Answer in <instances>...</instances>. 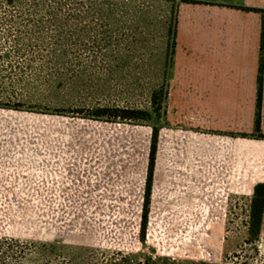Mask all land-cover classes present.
<instances>
[{
    "label": "rangeland",
    "instance_id": "1",
    "mask_svg": "<svg viewBox=\"0 0 264 264\" xmlns=\"http://www.w3.org/2000/svg\"><path fill=\"white\" fill-rule=\"evenodd\" d=\"M250 10L264 0H0V264H264V140L233 137L255 106L203 87L213 35ZM161 90L143 234L152 129L92 114L151 113Z\"/></svg>",
    "mask_w": 264,
    "mask_h": 264
},
{
    "label": "crops",
    "instance_id": "2",
    "mask_svg": "<svg viewBox=\"0 0 264 264\" xmlns=\"http://www.w3.org/2000/svg\"><path fill=\"white\" fill-rule=\"evenodd\" d=\"M251 14V13H249ZM254 20H252V25L238 34L237 36H225L221 38L219 34L213 35L211 48L213 47L210 56L214 61V64L209 66L207 69V85L203 86L207 89L212 90H234L238 89V92L226 94L235 95V102L239 104L254 105L256 109L257 103V88H258V75L260 67L261 58V45L263 38L264 29V18L260 14L254 15ZM247 18H245L244 25L247 23ZM246 27V26H245ZM227 42V44L225 43ZM229 43V44H228ZM230 46L225 48L227 51L231 48V53H228V58L232 60H223L226 55L222 53L221 50L223 46ZM238 47V48H237ZM210 48V47H209ZM223 51V50H222ZM209 56V55H208ZM222 58V59H221ZM264 59V54H263ZM198 68V67H197ZM197 68L193 69L192 72L196 73ZM215 93V98L219 96H226L225 92ZM262 111H263V121H264V73H263V97H262ZM255 121V117H254ZM262 132L264 135V124L262 127ZM237 138V137H236ZM258 184H264V177H262L253 187L252 193L254 192V187ZM260 231H264V213L262 217V223Z\"/></svg>",
    "mask_w": 264,
    "mask_h": 264
},
{
    "label": "trees",
    "instance_id": "3",
    "mask_svg": "<svg viewBox=\"0 0 264 264\" xmlns=\"http://www.w3.org/2000/svg\"><path fill=\"white\" fill-rule=\"evenodd\" d=\"M12 3V0H10ZM255 13H260L264 15L263 10H250ZM264 17V16H263ZM175 31L172 32L171 41L174 42L176 39ZM172 53L174 54V47L172 46ZM264 29H263V38L261 45V58H260V67H259V75H258V88H257V103H256V114L254 121V133L251 136H247L242 134L240 136L233 137H241V138H252V139H262L264 140V135H262V97H263V73H264ZM151 100L153 103V110L151 113L147 111H139V110H122L117 111L114 109H96L93 112L94 119H108L112 120H120V121H132V122H144L150 125L152 129V137H151V148H150V157H149V166H148V176L146 181V191H145V201H144V211L142 217V233L144 234L147 227L149 206H150V195L152 192L154 172L156 167V159L158 153V144H159V135L162 128L166 127L164 124L161 125V121L164 118L163 114H165V110L163 114H161L160 110L163 109V103L166 104L167 94L163 90L161 92H153L151 96ZM156 106H158L156 108ZM166 107V106H165ZM252 219L255 224L254 233L255 235L260 233L262 217L264 213V184H258L254 187L253 192V200H252Z\"/></svg>",
    "mask_w": 264,
    "mask_h": 264
}]
</instances>
